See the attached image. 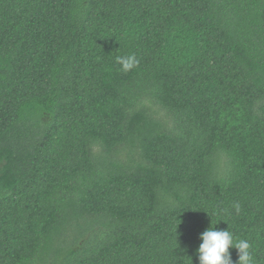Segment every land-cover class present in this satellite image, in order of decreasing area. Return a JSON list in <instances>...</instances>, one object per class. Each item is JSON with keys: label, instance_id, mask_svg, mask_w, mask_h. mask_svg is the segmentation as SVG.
Here are the masks:
<instances>
[{"label": "trees", "instance_id": "trees-1", "mask_svg": "<svg viewBox=\"0 0 264 264\" xmlns=\"http://www.w3.org/2000/svg\"><path fill=\"white\" fill-rule=\"evenodd\" d=\"M212 226L264 264V0H0V264H199Z\"/></svg>", "mask_w": 264, "mask_h": 264}, {"label": "clouds", "instance_id": "clouds-1", "mask_svg": "<svg viewBox=\"0 0 264 264\" xmlns=\"http://www.w3.org/2000/svg\"><path fill=\"white\" fill-rule=\"evenodd\" d=\"M115 60L125 72L131 71L139 63L135 54L117 56ZM232 207L237 214L240 213L241 205L238 202ZM200 239L202 243L197 249L199 264H233L230 247L239 251L237 264H255L252 244L247 239H237L230 230H216L212 226L201 234Z\"/></svg>", "mask_w": 264, "mask_h": 264}]
</instances>
